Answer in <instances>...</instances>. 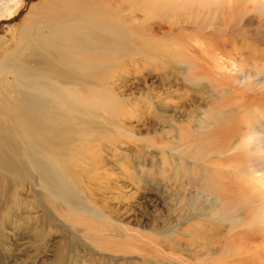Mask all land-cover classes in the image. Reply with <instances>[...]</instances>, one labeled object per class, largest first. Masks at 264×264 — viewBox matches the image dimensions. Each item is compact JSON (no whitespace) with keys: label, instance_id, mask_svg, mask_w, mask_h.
<instances>
[{"label":"rangeland","instance_id":"1","mask_svg":"<svg viewBox=\"0 0 264 264\" xmlns=\"http://www.w3.org/2000/svg\"><path fill=\"white\" fill-rule=\"evenodd\" d=\"M103 4L86 108L11 141L0 264H264V0Z\"/></svg>","mask_w":264,"mask_h":264},{"label":"bare ground","instance_id":"2","mask_svg":"<svg viewBox=\"0 0 264 264\" xmlns=\"http://www.w3.org/2000/svg\"><path fill=\"white\" fill-rule=\"evenodd\" d=\"M106 13L103 0H39L21 11L16 22L18 43L0 56V171L19 168L11 141L21 143L22 132L27 133L21 122L32 133H47L62 126L63 115L86 108L88 100L80 90L85 80L75 83V78L89 79L95 69L98 76L102 74V65L93 61L105 58L98 24L99 20L105 24V19L95 15ZM199 25L197 29L203 30Z\"/></svg>","mask_w":264,"mask_h":264}]
</instances>
